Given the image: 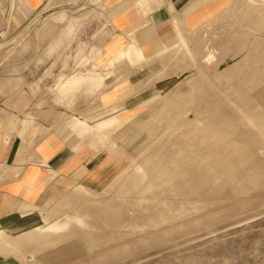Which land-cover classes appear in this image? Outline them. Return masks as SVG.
I'll return each mask as SVG.
<instances>
[{
    "label": "rangeland",
    "instance_id": "rangeland-1",
    "mask_svg": "<svg viewBox=\"0 0 264 264\" xmlns=\"http://www.w3.org/2000/svg\"><path fill=\"white\" fill-rule=\"evenodd\" d=\"M96 1L46 0L0 32V106L77 114L84 146L110 163L100 187L49 196L32 227H0V264H264V0L170 7L174 42L144 55L131 39L116 55L138 63L131 84L73 88L127 4ZM167 1L132 4L144 22L132 34L158 36L151 14ZM109 90L115 113H97Z\"/></svg>",
    "mask_w": 264,
    "mask_h": 264
},
{
    "label": "crops",
    "instance_id": "crops-1",
    "mask_svg": "<svg viewBox=\"0 0 264 264\" xmlns=\"http://www.w3.org/2000/svg\"><path fill=\"white\" fill-rule=\"evenodd\" d=\"M45 1L0 0V32L5 29L8 20L17 27L33 17ZM122 1L127 4L111 15V34L99 59L92 62L91 68L84 73L69 76L81 78L73 88L83 84L95 89L103 79L108 84L117 79L131 84V78L137 73L131 67L138 63L129 64L126 57L115 58L124 51L128 41L134 39L145 55L146 52H157V48L154 50L156 41L172 40L166 44L169 45L177 39L180 23H175L170 7L180 9L187 0L167 1L153 10L151 18L157 21L156 37L151 32L146 36L132 34L144 22L143 9L139 13L131 6L142 0ZM96 2L102 5L100 0ZM185 6L182 9L185 10ZM63 19V14L52 16L43 27L41 36L50 33L54 23ZM166 60L168 63L169 58ZM101 66L104 75L100 71ZM88 78H94L96 84H90ZM115 95L114 90L105 91L103 101H107V105L99 106L97 113L105 109L103 112L115 113L109 104L111 102H108ZM123 108L126 111L130 106L125 104ZM63 113L60 109L37 107L36 104L27 108L0 106V227L10 231L28 229L39 218L38 210L49 196L59 195L78 184L96 189L109 178L107 155L94 152L96 143L90 139L84 146L85 141L77 133L79 124H82L81 118L74 115V121L69 125Z\"/></svg>",
    "mask_w": 264,
    "mask_h": 264
}]
</instances>
